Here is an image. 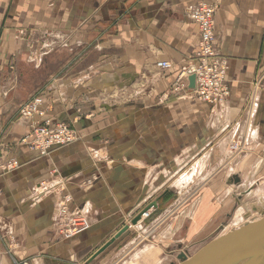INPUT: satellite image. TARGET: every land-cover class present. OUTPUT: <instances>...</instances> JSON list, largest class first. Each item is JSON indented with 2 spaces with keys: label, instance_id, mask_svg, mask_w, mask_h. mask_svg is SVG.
I'll use <instances>...</instances> for the list:
<instances>
[{
  "label": "crops",
  "instance_id": "0c3cea01",
  "mask_svg": "<svg viewBox=\"0 0 264 264\" xmlns=\"http://www.w3.org/2000/svg\"><path fill=\"white\" fill-rule=\"evenodd\" d=\"M199 2L216 7L215 42L227 59L230 94L219 105L171 92L198 50L199 28L189 11ZM95 38L98 46L86 51ZM160 61L172 67L163 71ZM144 74L152 88L145 100L108 101L103 110L93 100L95 92L131 94ZM48 86L47 117L69 121L78 139L41 157L20 144L30 122L16 120L14 110ZM241 129L251 143L243 162H252L247 171L256 179L246 193L264 201V0H0V164L12 158L21 164L10 174L0 168V264H12V257L25 264H78L88 253L75 263L68 257L81 249L93 254L113 237L154 196L149 184L161 183L167 166L174 185L192 183L201 169L196 158L211 155L217 144L227 147ZM219 174L214 180L226 182L233 173ZM219 186L207 187L190 233L224 211L209 199ZM69 195L70 206L91 227L66 242L59 236L57 206ZM255 206L250 208L257 211ZM201 211L212 214L205 219ZM153 253L145 257L153 259Z\"/></svg>",
  "mask_w": 264,
  "mask_h": 264
},
{
  "label": "rangeland",
  "instance_id": "374dc122",
  "mask_svg": "<svg viewBox=\"0 0 264 264\" xmlns=\"http://www.w3.org/2000/svg\"><path fill=\"white\" fill-rule=\"evenodd\" d=\"M108 33L109 31L107 33H103L99 38H103ZM93 36L96 37L97 35L96 36L93 35ZM97 42H98L97 39L94 41V43L88 42L87 44L84 45L85 46L84 48L88 52L92 51L94 50V46H98ZM85 49H82V51L80 52H83ZM47 50L48 49H43V52ZM67 71L68 68L65 69V72ZM61 75L63 74L61 73ZM92 75L89 78L93 79L95 76L98 75L96 68L94 69ZM145 80H148L147 74L143 75L141 81L137 83L132 93L127 96L122 95L123 97H119L121 93L118 90H116L115 93H113V91L102 92L98 94L95 92V94H93V100L97 99V102L103 105V106L101 105L99 108L102 110L104 109V107L105 108L107 107L106 104H108L107 103L108 101H110L111 103L113 101H116L117 103L118 102L134 103V99H138V101L141 102L143 101L142 98L146 99L147 97L150 96V93H152L151 90L152 88L148 83L145 82ZM260 87L261 86L259 85V88ZM49 88H50L49 86L47 88H44L45 90L44 94L39 92L37 93L36 96L34 95L27 97L24 100V102L34 97H37L38 95H41V97H43L44 99L47 93H51V91H53V90H49ZM172 88L173 87H171V92H172ZM228 89H229V93L227 97H229L230 94L229 86ZM190 95L191 98L195 100L193 98V94ZM226 100L227 98H225V101ZM203 104L212 106L211 104L205 102ZM19 107L15 108L16 110H14L16 120L18 121L22 120L18 116ZM60 122L69 124L71 126V129L75 131V129L72 127L69 121L67 122L60 121ZM75 133H76V139L73 143H75L78 139V133L77 132ZM243 134H244V129H241L238 135H235L233 137L230 136V138L225 142L227 147H224L225 145L221 146L220 144H217L214 152L211 155L204 152L205 150H202L203 151L201 152L202 155L203 153L204 154L206 153L204 157L199 159L196 158L197 161L201 159L200 161L201 169L197 172V176L194 178V181L192 183L185 184L181 188L174 185L175 184L174 182L177 178L173 181L172 180L173 173L171 172V169H169L168 166L167 167L165 166L166 170H164L163 172L164 177L162 178L163 179L162 182L156 183L155 185L149 184V190L152 189L154 190V191L152 190L151 192L154 194V196L149 198V200L145 202V204H143L142 208L136 209L133 215L128 216L126 222L122 224L120 227H118L119 230H121L123 227L127 226L128 224H131L129 225V227H131L132 219H134L137 215L142 213V211H144L146 208L150 207L151 204L156 202L157 205L155 207H151V209L149 208L148 210L144 211V212L149 211L150 213H152L153 211L154 212L151 214V217L150 215H148V217H146L145 220L142 221L141 223L142 225H140L142 229L139 228L138 230L128 231L126 233L128 234V236L124 237L121 241L114 244V246L111 247L109 251H107L99 259L91 260V256L95 254L103 244H105L114 236L111 237L110 239H107L102 244L100 242L99 243L101 244L100 246L98 244L96 247H94L93 254L91 249L90 250L86 249L87 252L86 250L81 249L78 253L73 254L72 256L70 255V258L68 257V260H72L71 262L75 263L77 262V260L83 258L88 253L87 256H85V259L81 260L78 264H131V263L132 264H180L179 260L176 258L177 256L176 254H179V252H184V253L186 252V257L187 256L190 257L191 255L199 251L202 248V246L207 242H209L211 239L215 238L216 236L222 237L227 234V231L240 227L241 224L245 222L244 220L247 219V218L245 219V215H247L248 213H249L248 216H250L249 218H251V220H259V218L263 217L261 215L264 214V212L258 213V211H253L250 208L252 204L259 203L258 198H256L257 194L248 193V192L246 193V190H248L249 185L252 182H254L256 179L255 177H252L251 173H248L247 171L252 168L250 167L252 166L251 165L252 162L248 160L243 162L244 158H242L243 157L242 155L246 154L247 150L251 148V143L245 142V138L243 137ZM167 135H168L167 133H164L163 136L161 137L162 143H163V139H165V137H168ZM73 143H71L70 145H72ZM237 152L240 153L237 154ZM193 156H196V153H193ZM230 157H232V159H230ZM168 163H169L168 161H164V165H167ZM191 166L192 165L186 166L179 173L180 174L185 173V171L188 170V168ZM216 172L220 173L219 176L221 174L229 175V173L238 174L241 178V185L244 184V186L239 187V185L237 186L232 182L231 184H228L227 182L228 179L225 182L224 178L222 177H221L222 179L220 178L218 181L214 180ZM216 182L220 183V186L218 187L219 191L213 197V199L210 197L209 199L211 203L221 204L222 206L220 207L222 208L225 207L224 211H222L223 210L222 209L221 212L215 214V216L205 224L204 228L201 229V231H199L198 234H192V232L190 233L189 230L193 228L192 223H194V220L196 219L195 215H197L196 212L201 206L200 202L204 198L205 193L207 192L208 189L207 187L211 183L215 184ZM59 203L60 202H58V206H57L58 209L60 208ZM70 204L71 202L67 206L68 218L76 215L79 216L80 213L76 209L72 208ZM223 204H227V206H223ZM211 214L212 213H208V211L202 213L205 219L208 218V216H211ZM80 216L83 219L85 218V220L88 222L89 225L88 229H90L91 227L90 221H88V219L85 216H82L81 214ZM234 224H238L239 226ZM79 226L81 227V225ZM60 229H61V225L59 227V230ZM164 229L166 230L165 233H167V236L163 238L162 236H160L159 232L160 231L162 232V230ZM119 230H117L116 233ZM59 232H60L59 236L61 237V239L67 240L66 242H70L71 239H74L75 237L78 236L76 235L71 237L70 239H66L65 236L63 235L64 230H60ZM88 232L89 231H87V234ZM161 244H163V246H160ZM131 247L132 249L130 250ZM151 251L154 252L153 255L155 257H153V259H147L145 255H149ZM126 253L128 254L125 255ZM161 255L163 256V258H161ZM148 257H152V256L149 255ZM12 258L16 259L14 257ZM13 259H12V263H13Z\"/></svg>",
  "mask_w": 264,
  "mask_h": 264
},
{
  "label": "built area",
  "instance_id": "2783aa9c",
  "mask_svg": "<svg viewBox=\"0 0 264 264\" xmlns=\"http://www.w3.org/2000/svg\"><path fill=\"white\" fill-rule=\"evenodd\" d=\"M215 5L199 2L189 11L191 21L199 28L198 50L187 67L182 68L172 85L175 94L188 92L193 94L196 101L211 105L225 102L229 93L227 85V60L219 55L216 44V30L214 27ZM156 66L168 71L172 67L169 61H160ZM195 76V90H190L188 77ZM18 116L30 122L28 131L23 135L20 144L43 157L53 148L67 147L76 139V133L69 124L55 122L47 117V108L41 95L19 105ZM21 164L15 158L1 164L4 173L16 171ZM69 196H64L58 209L60 230H64L66 239L82 234L89 227L88 222L79 216L68 218ZM81 225V227L79 226ZM1 254V253H0ZM12 264H25L13 259Z\"/></svg>",
  "mask_w": 264,
  "mask_h": 264
},
{
  "label": "water",
  "instance_id": "95a60500",
  "mask_svg": "<svg viewBox=\"0 0 264 264\" xmlns=\"http://www.w3.org/2000/svg\"><path fill=\"white\" fill-rule=\"evenodd\" d=\"M131 79V81H133L134 77ZM187 87L190 90H195L194 75L188 77ZM227 182L228 184L232 182L238 186L241 184V178L238 174H230ZM156 205L155 202L151 204L150 207H155ZM147 209L148 208L145 210ZM139 215L132 219V224H136L139 221ZM262 216L263 217L259 218L257 221L243 224L225 237L216 236L190 257H186L184 252L179 253L177 258L180 264H258L264 261V214H262ZM126 230L127 226L115 233L113 238L103 244L98 251L91 256V260L100 256V254L114 244Z\"/></svg>",
  "mask_w": 264,
  "mask_h": 264
},
{
  "label": "bare ground",
  "instance_id": "6f19581e",
  "mask_svg": "<svg viewBox=\"0 0 264 264\" xmlns=\"http://www.w3.org/2000/svg\"><path fill=\"white\" fill-rule=\"evenodd\" d=\"M241 151H242V150H241ZM239 153H240V152H237V154H239ZM193 168H194V167H193ZM193 171H194V169L190 172V174L193 173ZM188 175H189V173H188ZM190 176H191V175H190ZM190 176H189V177H190ZM186 178H187V177H186ZM190 178H191V177H190ZM187 181H188V180H187ZM263 196H264V195H263ZM260 205H261L262 207H261ZM263 206H264V201L260 199V200H259V203H258V206H255L256 208H258V210H257L258 213H259V211H262ZM149 208L151 209V207H148V209H149ZM148 209H147V210H148ZM151 211H152V210H151ZM248 214H249V213H248ZM248 214H247V215H248ZM148 215H150V212H149V211H147V212L142 211V213L139 215V216H140L139 221H138L136 224H132V226H131L132 229H133V230H134V229L136 230L135 226L138 225V224L140 225V223L142 222V220H143L144 218L148 217ZM246 218H247V219H246ZM248 218H249L248 216H245V219H246V220H244L245 222L243 221V222H244L243 224H245V223H247V222L257 221V220H251V218H249V219H248ZM261 218H262V217H261ZM252 219H253V218H252ZM243 224H241V226H242ZM127 226H129V224H128ZM237 228H238V227H237ZM233 230H235V229H232V230H230V231H227V234H226V235L230 234ZM127 231H128V227H127V230H126L123 234H125ZM123 234H122L119 238H121V237L123 236ZM78 235H79V234H78ZM226 235H224V236H222V237H225ZM75 236H76V235H75ZM119 238H118V239H119ZM112 245H113V244H112ZM112 245H111V246H112ZM109 247H110V246H109ZM109 247H108V248H109ZM105 251H106V249H105ZM101 254H102V253H101ZM185 254H186V253H185ZM96 258H97V257H96ZM258 264H264V261H261V262H259Z\"/></svg>",
  "mask_w": 264,
  "mask_h": 264
},
{
  "label": "flooded vegetation",
  "instance_id": "af4514ba",
  "mask_svg": "<svg viewBox=\"0 0 264 264\" xmlns=\"http://www.w3.org/2000/svg\"><path fill=\"white\" fill-rule=\"evenodd\" d=\"M179 253H181V252H179ZM186 253V252H185ZM177 256H178V254H176ZM177 256H176V258H177ZM178 259V258H177Z\"/></svg>",
  "mask_w": 264,
  "mask_h": 264
}]
</instances>
